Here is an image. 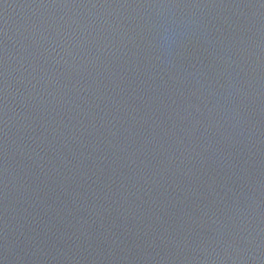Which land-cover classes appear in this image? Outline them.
<instances>
[{
  "label": "water",
  "instance_id": "95a60500",
  "mask_svg": "<svg viewBox=\"0 0 264 264\" xmlns=\"http://www.w3.org/2000/svg\"><path fill=\"white\" fill-rule=\"evenodd\" d=\"M0 264H264V0H0Z\"/></svg>",
  "mask_w": 264,
  "mask_h": 264
}]
</instances>
